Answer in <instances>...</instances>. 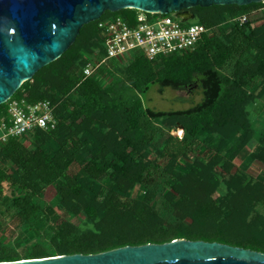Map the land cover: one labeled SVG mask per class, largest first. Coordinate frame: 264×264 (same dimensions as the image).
I'll return each instance as SVG.
<instances>
[{
    "label": "trees",
    "instance_id": "trees-1",
    "mask_svg": "<svg viewBox=\"0 0 264 264\" xmlns=\"http://www.w3.org/2000/svg\"><path fill=\"white\" fill-rule=\"evenodd\" d=\"M261 5L191 8L209 28L193 50L135 51L84 79L105 55L98 24L138 12L106 11L22 83L12 98L50 101L56 125L0 142V263L177 239L264 252V16L237 20ZM155 84L202 99L153 111L140 96ZM159 200L182 220L168 222Z\"/></svg>",
    "mask_w": 264,
    "mask_h": 264
},
{
    "label": "water",
    "instance_id": "water-1",
    "mask_svg": "<svg viewBox=\"0 0 264 264\" xmlns=\"http://www.w3.org/2000/svg\"><path fill=\"white\" fill-rule=\"evenodd\" d=\"M264 0H0V105L22 83L58 59L81 28L106 12L134 9L194 19L189 9L247 6ZM0 264H264V253L218 242L172 240L107 252L25 259Z\"/></svg>",
    "mask_w": 264,
    "mask_h": 264
},
{
    "label": "built area",
    "instance_id": "built-area-1",
    "mask_svg": "<svg viewBox=\"0 0 264 264\" xmlns=\"http://www.w3.org/2000/svg\"><path fill=\"white\" fill-rule=\"evenodd\" d=\"M264 16V2L237 18L240 23L257 21ZM105 31L104 58L94 63L89 61L82 69L85 78L92 76L101 64L109 60L130 55L135 51L143 53L147 60L172 53L191 51L209 28L200 23L182 22L173 14L144 13L138 11L134 23L122 18L109 19L98 24ZM6 117L0 121V142L10 138L23 137L35 129H53L55 106L48 100L27 102L10 98L6 102ZM177 132L181 137L182 132Z\"/></svg>",
    "mask_w": 264,
    "mask_h": 264
},
{
    "label": "rangeland",
    "instance_id": "rangeland-1",
    "mask_svg": "<svg viewBox=\"0 0 264 264\" xmlns=\"http://www.w3.org/2000/svg\"><path fill=\"white\" fill-rule=\"evenodd\" d=\"M250 10V9H249ZM136 14V12H135ZM259 20V19H258ZM257 20V21H258ZM189 24L197 23L195 19L189 20ZM143 105L153 111L157 112H169V111H181L191 108L193 105L200 102L202 94L200 90L193 93L186 94L183 92H176L170 88H162L159 85H151L148 90L141 96ZM257 115V113H255ZM259 121H264V111L260 113L258 117ZM179 133L182 131H178ZM178 133V134H179ZM1 135V133H0ZM250 155L254 156L260 149L258 145H250ZM160 213L171 224H176L182 220V216L176 211L166 210L160 206V200L158 203ZM259 213L264 215V208L258 209ZM264 253V252H262Z\"/></svg>",
    "mask_w": 264,
    "mask_h": 264
}]
</instances>
